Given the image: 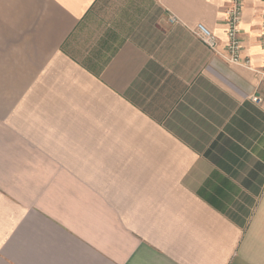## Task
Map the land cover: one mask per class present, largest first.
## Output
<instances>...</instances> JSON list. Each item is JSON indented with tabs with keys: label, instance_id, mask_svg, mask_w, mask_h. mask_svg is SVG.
Returning <instances> with one entry per match:
<instances>
[{
	"label": "crops",
	"instance_id": "obj_1",
	"mask_svg": "<svg viewBox=\"0 0 264 264\" xmlns=\"http://www.w3.org/2000/svg\"><path fill=\"white\" fill-rule=\"evenodd\" d=\"M230 3L0 0V264H264V0L250 68L194 34Z\"/></svg>",
	"mask_w": 264,
	"mask_h": 264
},
{
	"label": "built area",
	"instance_id": "obj_2",
	"mask_svg": "<svg viewBox=\"0 0 264 264\" xmlns=\"http://www.w3.org/2000/svg\"><path fill=\"white\" fill-rule=\"evenodd\" d=\"M243 17V0H231L230 6L226 12L225 27H226V50H221L217 37L204 25L199 24L194 30L196 37L216 56L229 64L243 65L250 68V61L242 59V43H241V22ZM171 23H175L176 19L171 17ZM260 44L263 49L264 56V14L262 28L260 33ZM258 74L264 79V67L258 71ZM255 103L262 102V98L252 97Z\"/></svg>",
	"mask_w": 264,
	"mask_h": 264
}]
</instances>
